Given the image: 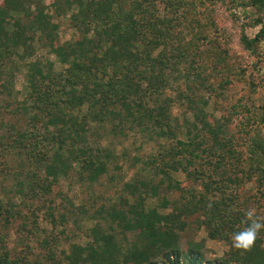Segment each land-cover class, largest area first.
Here are the masks:
<instances>
[{
    "label": "trees",
    "instance_id": "16d2710c",
    "mask_svg": "<svg viewBox=\"0 0 264 264\" xmlns=\"http://www.w3.org/2000/svg\"><path fill=\"white\" fill-rule=\"evenodd\" d=\"M205 1L52 0L51 12L41 0L0 2L1 110L16 100L13 78L19 65L14 56L35 55V41L66 65L57 72L49 61L27 62L28 91L17 106L9 108L23 112L24 122L4 120L0 110V177L15 176V191L27 200L31 233L40 230L38 211L46 208L45 215L53 217L50 200L60 175L74 171L91 184L107 171L114 154L90 137L93 127L109 125L111 132L120 134L127 129L152 131L172 139L145 160L148 180L124 184L123 189L133 196L131 202L123 198L120 204L97 210L94 218L109 224L105 228L96 221L84 244L72 243L57 253L53 249L57 245L48 246L56 240L45 239L46 253L36 259L27 254L12 256L0 244V264H264L260 230L248 247L234 241V233L250 222L237 189L252 180L264 196V139L254 132L242 143L228 129L226 117L207 119L204 109L210 96L186 92L204 88L222 94L232 83L234 65L222 56L227 50L218 40L212 52L221 67L212 74L206 62L198 61L204 51L200 42L207 38L205 28L219 33L210 8L200 10L204 21L195 20L200 30L189 41L182 35L189 16ZM233 2L251 9L243 10L247 20L240 43L256 59L254 66L261 63L258 66L264 68V21L256 16L264 0ZM59 15H69L77 39L57 41L59 24L53 18ZM258 25L253 36L244 31ZM212 75L218 77L215 85ZM169 90L176 95L168 94ZM184 101L193 121L181 136L173 126L172 108ZM259 115L264 121V110ZM177 172L183 173V180L173 176ZM164 185L176 196L161 195ZM148 197H156L157 205L147 208ZM15 206L0 198L4 226L16 216L24 217ZM192 216L209 237L229 244L223 256L207 257L201 241L186 240L181 245ZM20 226L27 229L26 222Z\"/></svg>",
    "mask_w": 264,
    "mask_h": 264
},
{
    "label": "rangeland",
    "instance_id": "374dc122",
    "mask_svg": "<svg viewBox=\"0 0 264 264\" xmlns=\"http://www.w3.org/2000/svg\"><path fill=\"white\" fill-rule=\"evenodd\" d=\"M41 1L48 7V12H51L49 6L52 0ZM206 6L212 11L219 33H216L211 27L205 28L204 34L207 35V38L203 40V44L200 42L199 46H202L199 48L204 51L198 61L206 62L207 70L211 72L214 68L221 67L218 66L216 56H213L214 41L218 40L220 46L227 50V53L221 52L222 56H225L227 61L234 65V73L231 75L232 83L226 87L222 94L217 91L209 92L204 88H194L192 92H186L189 96L196 97L195 93L204 95L206 98L210 96L209 103L204 109L207 119L212 122L213 119L223 120L226 117L228 129L231 133L239 135L242 143L248 142L249 136L254 132L264 139V121L260 119L259 115L264 110V68L258 66L261 63L254 66L256 59L243 49L240 43L242 25L247 20L243 10L249 12L251 9L238 6L233 0H206L203 7L198 6L193 15L189 16L188 21L185 22L186 25L182 33L184 41H189L194 32L200 30L199 25L194 26L195 20L198 18L203 23L204 17L200 10ZM256 16H260L264 21V7ZM190 18H193V21L189 23ZM53 20L59 24L57 31L59 43L79 37L75 29L69 26V15L55 16ZM259 26L245 27L244 31L247 35L253 36ZM40 44L37 41L34 43L35 55L23 59L17 55L14 56L19 65L14 71L13 78V96L16 100L9 108L17 106L16 104L24 98L28 91L25 75L28 69L27 62L35 58L42 62L49 61L53 63V69L57 72L66 66L48 47L43 48ZM212 74L214 73L212 72ZM210 80L214 81L215 85L218 77L212 75ZM190 83L196 84L195 81H190ZM172 85L175 87L176 82L173 81ZM183 87L181 84L180 88L183 89ZM167 93L173 97L176 95L174 90H169ZM210 93L211 95H209ZM9 108L1 110L0 107L4 120L22 124L24 122L23 112H15V110L13 112ZM172 109L174 129L184 136L188 123L193 121L192 111L188 108L186 101L183 104H175ZM92 130L90 137L94 142L108 147L114 154L108 163L107 171L98 181L91 184L82 181L74 171L70 172L69 176L60 175L59 183L53 187L52 200H50L53 217L45 215L46 208L38 211L40 230L35 235L31 233V227L26 218L29 215L28 206L25 204L27 200L15 191V176L7 174L6 177H0V198L6 204L16 203L15 207L19 208L21 214L24 215V217L16 216L7 226H4L0 221V237L4 238L0 242L1 247L9 250L12 256L27 254L33 259L41 257L47 250L43 244L45 239L51 242L52 238L56 240L48 246L52 248L57 245L53 248L57 253L62 249L67 250L72 243L84 244L89 238V228L99 220V218H94L97 210L101 207L107 209L110 205L120 204L123 198L131 202L133 196L123 189L124 184L136 179L148 180L150 171L145 168V160L150 154L157 153L161 147L170 144L172 140L169 137L157 136L152 131L127 129L122 134L113 133L110 131L109 125L93 127ZM242 150L245 152L243 147ZM173 176L179 180L184 179L181 172L174 173ZM158 179L159 176L155 177L154 181L156 182ZM159 193L167 195L169 198L175 197L177 194L175 191H166L165 185L160 187ZM237 194L242 208L253 212L252 219L264 222V196L260 195L255 182L246 181L240 189H237ZM157 202L156 197H148L145 204L147 208H150L156 206ZM195 218L196 216L189 218V226L182 232L181 245H184L186 240L201 241L204 244L207 257L223 256L229 249V244L223 240L209 237L206 229L203 226H198L195 222ZM22 221L27 223V229L20 226ZM99 221L105 228L109 224L108 221ZM259 230L264 240V231H262L264 227ZM115 233L118 238L123 240V234L118 232L117 228H115ZM126 234L129 237L130 233Z\"/></svg>",
    "mask_w": 264,
    "mask_h": 264
},
{
    "label": "clouds",
    "instance_id": "9594fccd",
    "mask_svg": "<svg viewBox=\"0 0 264 264\" xmlns=\"http://www.w3.org/2000/svg\"><path fill=\"white\" fill-rule=\"evenodd\" d=\"M245 215L247 218H249L250 222L245 229L234 233V241L236 242L237 246L242 245L244 247H248L255 239L258 230L264 227V222L251 219L253 217L252 211H248L245 213Z\"/></svg>",
    "mask_w": 264,
    "mask_h": 264
}]
</instances>
